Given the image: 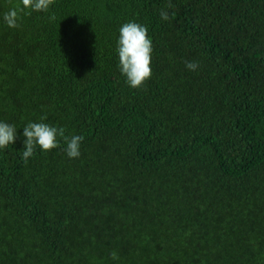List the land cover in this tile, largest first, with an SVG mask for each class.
Masks as SVG:
<instances>
[{
	"label": "trees",
	"instance_id": "obj_1",
	"mask_svg": "<svg viewBox=\"0 0 264 264\" xmlns=\"http://www.w3.org/2000/svg\"><path fill=\"white\" fill-rule=\"evenodd\" d=\"M19 4L0 0V121L17 127L0 264H264V0H55L9 28ZM129 21L153 43L138 89L118 68ZM43 115L84 136L79 158L62 141L24 163Z\"/></svg>",
	"mask_w": 264,
	"mask_h": 264
},
{
	"label": "clouds",
	"instance_id": "obj_2",
	"mask_svg": "<svg viewBox=\"0 0 264 264\" xmlns=\"http://www.w3.org/2000/svg\"><path fill=\"white\" fill-rule=\"evenodd\" d=\"M55 0H20V4L9 9L3 16V20L9 28H17L21 14L31 15L32 12L49 11L54 5ZM168 8L173 7L169 2ZM160 18L167 21L169 13L161 9ZM55 20V15L49 17ZM116 51L118 53V68L126 79L127 85L133 89L143 88L146 82L151 79L152 68L151 54L153 51V43L148 35V28L135 21H129L121 25L119 29V37L117 40ZM185 66L190 71H196L199 64L196 61H186ZM46 115L40 117V122H28L23 127V145L21 159L27 163L28 159L37 151H51L61 148V142L66 145L62 150L71 158H79L81 155V143L84 141L82 135H66L65 127H57L45 123ZM17 138V127L14 124L0 121V149H6ZM112 259H118V254L113 251Z\"/></svg>",
	"mask_w": 264,
	"mask_h": 264
}]
</instances>
